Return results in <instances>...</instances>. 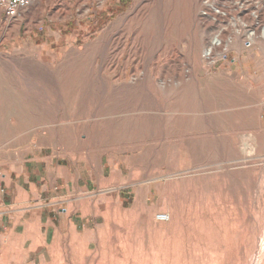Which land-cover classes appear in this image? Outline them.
Instances as JSON below:
<instances>
[{"label": "rangeland", "instance_id": "374dc122", "mask_svg": "<svg viewBox=\"0 0 264 264\" xmlns=\"http://www.w3.org/2000/svg\"><path fill=\"white\" fill-rule=\"evenodd\" d=\"M138 1L38 0L0 24L5 145L103 157L151 187L70 264H264V40L235 45L217 83L204 0Z\"/></svg>", "mask_w": 264, "mask_h": 264}, {"label": "crops", "instance_id": "0c3cea01", "mask_svg": "<svg viewBox=\"0 0 264 264\" xmlns=\"http://www.w3.org/2000/svg\"><path fill=\"white\" fill-rule=\"evenodd\" d=\"M227 62L213 73L217 83L238 69ZM10 135L9 125L0 126V264H70L73 242L88 246L107 215L138 211L151 192L135 187L112 160L70 159L46 146L18 154L5 145L15 140Z\"/></svg>", "mask_w": 264, "mask_h": 264}, {"label": "built area", "instance_id": "2783aa9c", "mask_svg": "<svg viewBox=\"0 0 264 264\" xmlns=\"http://www.w3.org/2000/svg\"><path fill=\"white\" fill-rule=\"evenodd\" d=\"M38 0H0V15L13 20ZM199 15L211 25L202 59L210 68L229 59L235 45L245 50L264 40V0H204ZM234 58L232 61L234 62ZM158 221L167 216L158 215Z\"/></svg>", "mask_w": 264, "mask_h": 264}, {"label": "bare ground", "instance_id": "6f19581e", "mask_svg": "<svg viewBox=\"0 0 264 264\" xmlns=\"http://www.w3.org/2000/svg\"><path fill=\"white\" fill-rule=\"evenodd\" d=\"M195 1V0H194ZM199 0H196V2H195V5L194 6H196V4H197V2H198ZM140 2H141V0H139L138 2H137V6L140 4ZM148 2V1H147ZM41 9V6L40 5H38V4H36L35 6H33L32 8H31V11H33V12H36L37 10L39 11ZM137 16V15H136ZM136 18V17H135ZM121 21V20H120ZM119 21V22H120ZM118 23V22H117ZM125 24V23H124Z\"/></svg>", "mask_w": 264, "mask_h": 264}]
</instances>
